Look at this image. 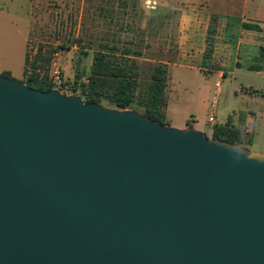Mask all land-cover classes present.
<instances>
[{
	"label": "water",
	"instance_id": "water-1",
	"mask_svg": "<svg viewBox=\"0 0 264 264\" xmlns=\"http://www.w3.org/2000/svg\"><path fill=\"white\" fill-rule=\"evenodd\" d=\"M0 264H264V153L0 75Z\"/></svg>",
	"mask_w": 264,
	"mask_h": 264
},
{
	"label": "rangeland",
	"instance_id": "rangeland-1",
	"mask_svg": "<svg viewBox=\"0 0 264 264\" xmlns=\"http://www.w3.org/2000/svg\"><path fill=\"white\" fill-rule=\"evenodd\" d=\"M184 1L165 6L156 0H0V75L9 71L12 78L24 81L26 53L31 62L41 53L50 60L41 74L49 77L55 89L72 95L76 84L81 88L88 82L95 56L103 53L114 66L138 74L136 107L154 67L173 63L185 47L175 35ZM170 76L171 106H190L211 138L208 118L215 76L176 67L171 68ZM261 82L257 78V84ZM222 91L217 98L221 124L227 121L231 107H244L240 100L229 98L226 87ZM101 105L112 108L106 100ZM172 119L179 122L178 117ZM243 145L264 153V122H257L253 141Z\"/></svg>",
	"mask_w": 264,
	"mask_h": 264
},
{
	"label": "crops",
	"instance_id": "crops-1",
	"mask_svg": "<svg viewBox=\"0 0 264 264\" xmlns=\"http://www.w3.org/2000/svg\"><path fill=\"white\" fill-rule=\"evenodd\" d=\"M156 1L165 6L174 2ZM181 4L179 8L184 14L176 25L175 35L177 42L185 47L173 63H168L167 101L172 91V67L213 75L215 83L222 82L221 91L226 87L229 98L240 100L244 105L239 109L231 107L227 121L222 124L231 123L241 130L251 131V143L257 132V122H264V96L257 93L264 90V62L260 61L264 48V0H185ZM210 43L212 53L207 56ZM257 66L260 67L258 71L253 69ZM257 78L263 82L257 84ZM165 113L173 126L183 129L189 127L190 122V127L204 131L190 106L172 107L168 101ZM211 114L212 111L209 117ZM177 117L179 122L173 123L172 118ZM216 124H221L217 109ZM209 126L213 131L214 126Z\"/></svg>",
	"mask_w": 264,
	"mask_h": 264
},
{
	"label": "trees",
	"instance_id": "trees-1",
	"mask_svg": "<svg viewBox=\"0 0 264 264\" xmlns=\"http://www.w3.org/2000/svg\"><path fill=\"white\" fill-rule=\"evenodd\" d=\"M248 27V26H247ZM212 53V43L209 44L206 55ZM260 61L264 62V48L260 52ZM50 60L41 53L35 60L30 61L28 54L25 56L24 81L28 87L40 91L55 89L54 83L47 75L41 74V69L46 68ZM257 71L260 69L259 66ZM3 76L11 78L10 72H4ZM138 74L123 66H114L111 60L103 53H98L93 62V68L86 84L78 88L74 86L73 94L80 95L87 103L102 104L103 100L108 105L118 110H135L144 117L169 125L165 107L167 106L166 89L169 80L168 66L157 65L150 74V80L143 86V94L135 105L136 78ZM80 89V91L78 90ZM79 91V92H78ZM264 96V90L257 92ZM189 126H192L189 122ZM244 130L231 123L216 124L213 127V139L225 140L230 143L245 147L243 140Z\"/></svg>",
	"mask_w": 264,
	"mask_h": 264
},
{
	"label": "built area",
	"instance_id": "built-area-1",
	"mask_svg": "<svg viewBox=\"0 0 264 264\" xmlns=\"http://www.w3.org/2000/svg\"><path fill=\"white\" fill-rule=\"evenodd\" d=\"M60 83V82H59ZM221 87H222V82L218 81L215 83V97H214V101L212 103V114L209 117V123L213 126L216 125V109H217V98L221 93ZM251 131L249 130H245L244 134H243V139L244 141H249L251 139Z\"/></svg>",
	"mask_w": 264,
	"mask_h": 264
}]
</instances>
